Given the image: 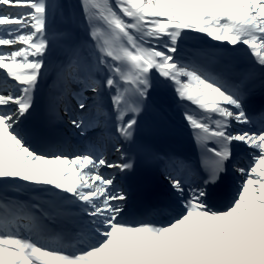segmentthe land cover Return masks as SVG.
Here are the masks:
<instances>
[{"label":"snow or ice","instance_id":"obj_1","mask_svg":"<svg viewBox=\"0 0 264 264\" xmlns=\"http://www.w3.org/2000/svg\"><path fill=\"white\" fill-rule=\"evenodd\" d=\"M197 33L220 43L182 46ZM242 47L247 64H227ZM41 84L50 121L87 144L33 146ZM169 87L196 157L137 140ZM257 90L264 0H0V264H264ZM138 154L168 185L145 208L128 183Z\"/></svg>","mask_w":264,"mask_h":264},{"label":"bare ground","instance_id":"obj_2","mask_svg":"<svg viewBox=\"0 0 264 264\" xmlns=\"http://www.w3.org/2000/svg\"><path fill=\"white\" fill-rule=\"evenodd\" d=\"M73 3H76V0H72ZM201 44V45H217L220 42H216L211 40V38L206 37L204 34H195V39L192 38V34H189V38L182 42V46H190L192 44ZM229 48L231 46H228ZM243 48V47H242ZM41 86L46 87L45 84H41ZM39 89V88H38ZM37 89V92H38ZM37 94V93H36ZM150 104L156 108H158L160 111H162L164 114L168 115L172 120H174L178 125L187 126L186 122L182 118V109L178 106L177 99L175 96V93L173 90L169 87L167 89L163 90H157L152 93V96L150 98ZM30 118V117H29ZM29 120V119H28ZM25 122V126L28 127L30 124V121ZM48 140L54 141V140H61L64 137H67L70 133V128L68 127L66 119L63 118V120H51L48 117ZM29 128V127H28ZM68 133V134H67ZM80 141L83 145L87 144V140L85 138H82L79 136ZM33 144V142H31ZM34 147H36L33 144ZM108 155V158L110 161L116 159L115 153H112L110 150L106 152ZM186 155V154H185ZM110 171V170H105ZM239 180L240 177L238 175L235 176L233 182H232V188L235 189L237 185L235 184V180ZM163 183L166 184L167 188V181L165 179H161Z\"/></svg>","mask_w":264,"mask_h":264},{"label":"rangeland","instance_id":"obj_3","mask_svg":"<svg viewBox=\"0 0 264 264\" xmlns=\"http://www.w3.org/2000/svg\"><path fill=\"white\" fill-rule=\"evenodd\" d=\"M61 115L63 116L62 110H61ZM63 118L66 119L68 127L71 130L69 134L67 133L68 134V136H67V138H68L67 141L68 142H66V147H68L69 151H72V150H74L76 148H79V147L83 146L82 142L79 139V134H78L77 130H75V129H73L71 127V125L69 124L68 119H67L66 116H64ZM238 181H239L238 179L235 180V184L236 185H238Z\"/></svg>","mask_w":264,"mask_h":264}]
</instances>
